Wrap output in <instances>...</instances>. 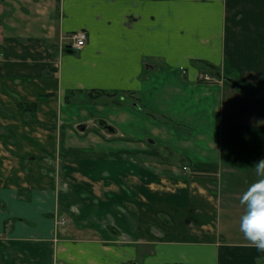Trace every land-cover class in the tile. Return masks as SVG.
Instances as JSON below:
<instances>
[{
  "label": "crops",
  "instance_id": "0c3cea01",
  "mask_svg": "<svg viewBox=\"0 0 264 264\" xmlns=\"http://www.w3.org/2000/svg\"><path fill=\"white\" fill-rule=\"evenodd\" d=\"M261 158L264 0H0V264H264Z\"/></svg>",
  "mask_w": 264,
  "mask_h": 264
},
{
  "label": "clouds",
  "instance_id": "9594fccd",
  "mask_svg": "<svg viewBox=\"0 0 264 264\" xmlns=\"http://www.w3.org/2000/svg\"><path fill=\"white\" fill-rule=\"evenodd\" d=\"M252 169L257 179L240 196L244 212L239 230L250 246L264 252V158L255 161Z\"/></svg>",
  "mask_w": 264,
  "mask_h": 264
},
{
  "label": "built area",
  "instance_id": "2783aa9c",
  "mask_svg": "<svg viewBox=\"0 0 264 264\" xmlns=\"http://www.w3.org/2000/svg\"><path fill=\"white\" fill-rule=\"evenodd\" d=\"M72 40H73V48L75 50H79V49L83 48L84 45L86 44L87 33L85 31L76 32L72 35ZM203 78L206 80L211 79L208 75H204ZM184 169L188 170L187 167H184ZM57 223H58V225H63V224H65V221L59 220Z\"/></svg>",
  "mask_w": 264,
  "mask_h": 264
},
{
  "label": "water",
  "instance_id": "95a60500",
  "mask_svg": "<svg viewBox=\"0 0 264 264\" xmlns=\"http://www.w3.org/2000/svg\"><path fill=\"white\" fill-rule=\"evenodd\" d=\"M97 125L102 128V129H105V130H110V131H113L114 129H112V127L108 124L107 121L103 120V119H100L97 121Z\"/></svg>",
  "mask_w": 264,
  "mask_h": 264
},
{
  "label": "rangeland",
  "instance_id": "374dc122",
  "mask_svg": "<svg viewBox=\"0 0 264 264\" xmlns=\"http://www.w3.org/2000/svg\"><path fill=\"white\" fill-rule=\"evenodd\" d=\"M183 72H185L186 70L184 68H181Z\"/></svg>",
  "mask_w": 264,
  "mask_h": 264
},
{
  "label": "trees",
  "instance_id": "16d2710c",
  "mask_svg": "<svg viewBox=\"0 0 264 264\" xmlns=\"http://www.w3.org/2000/svg\"><path fill=\"white\" fill-rule=\"evenodd\" d=\"M70 49H71V47H70ZM98 94H102V93H98ZM143 109V108H142Z\"/></svg>",
  "mask_w": 264,
  "mask_h": 264
},
{
  "label": "flooded vegetation",
  "instance_id": "af4514ba",
  "mask_svg": "<svg viewBox=\"0 0 264 264\" xmlns=\"http://www.w3.org/2000/svg\"><path fill=\"white\" fill-rule=\"evenodd\" d=\"M58 218V217H57Z\"/></svg>",
  "mask_w": 264,
  "mask_h": 264
}]
</instances>
